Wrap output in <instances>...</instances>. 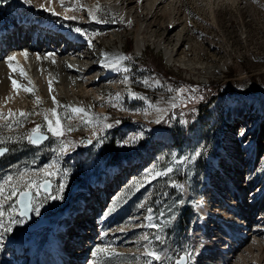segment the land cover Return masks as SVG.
<instances>
[{"label":"rangeland","instance_id":"1","mask_svg":"<svg viewBox=\"0 0 264 264\" xmlns=\"http://www.w3.org/2000/svg\"><path fill=\"white\" fill-rule=\"evenodd\" d=\"M30 2L0 0V17L25 10L27 17L36 16ZM184 8L188 23L182 50L190 45L195 51V56H189L191 62L185 64L179 61L180 54L172 63L167 62L164 51L157 49V43L166 38L168 17L153 20L143 31L149 39L141 52L136 51L139 25L128 27L109 11L91 23L77 16L64 23L60 15L50 18L92 41L97 39L92 57L104 48L123 49L120 81L115 88L104 85L99 100L81 95L87 112L82 119L74 115L71 102L63 97L65 131L60 138L48 130V101L38 100L36 91L25 100L26 115L8 119L2 115L0 148L9 153L0 158V184L8 176L13 180L4 184V195L0 196V211L4 213L0 217V260L12 255L6 249L12 241L38 243L31 227L40 218L53 225L78 207L70 224L74 229L84 225L83 230L85 224L79 218L84 213L83 204H90L87 198L96 192L99 198L92 199L93 214L87 220L91 227L86 229L99 230L94 251H108L81 259L88 264H144L148 259L143 255L146 246L165 257L163 264H174L186 251L191 254L187 258L190 263L201 248L193 230L203 218L198 207L205 201L212 212L218 208L229 213L236 238L246 222H257L255 206L264 202V0H185ZM26 32L30 37L43 36L44 44L45 32ZM166 45L173 49L169 42ZM34 128L49 136L45 144H31L28 137ZM92 132L97 135L93 137ZM135 156L141 160L130 166ZM222 164L232 181L214 180L211 187L216 190L206 189L207 179L215 178ZM48 172L52 175H46ZM95 178H99V186L93 183ZM26 181H49L51 193L36 187L26 189ZM241 183L250 208L246 215L237 203L236 187ZM60 184L64 185L62 191ZM14 185L18 186L17 195L5 199ZM27 190L33 194L30 219L20 215L18 204L19 192ZM83 191L87 201L76 206ZM101 208V215L95 217V209ZM212 212L206 219L208 225L215 232L222 230L220 237H231ZM258 226L264 228V220ZM262 231L255 233L263 237ZM83 233L79 234L87 239ZM61 246L53 253H59ZM262 255L264 264V249ZM204 263L214 264L197 262Z\"/></svg>","mask_w":264,"mask_h":264},{"label":"bare ground","instance_id":"2","mask_svg":"<svg viewBox=\"0 0 264 264\" xmlns=\"http://www.w3.org/2000/svg\"><path fill=\"white\" fill-rule=\"evenodd\" d=\"M30 3L37 12L36 16L27 17L24 14L27 13L25 10L20 14L16 13L14 16L3 13L2 18L0 17V112L7 119L14 116L21 117L20 113L28 112L24 103L29 93L36 91L38 100L44 101L46 98L48 101V119L53 124L57 118L61 121L63 135L56 136L50 132L55 138L63 137L65 131L61 99L63 97L69 99L71 110L72 108H82L85 113L86 109L80 96L99 100L103 95L101 90L104 85L109 84L114 88L117 86L116 83L120 81L118 78L123 66L121 53L124 50L117 47L113 50L104 48L96 54L97 56L92 57L91 50L97 44V39L92 41V38L88 36L79 35L69 27L65 28V25L59 21L58 23L51 22L50 18L60 15L64 23L70 16H77L83 21L91 23L100 18V13L109 11L117 15L128 27H133L136 23L139 25L136 51L141 52L149 39L143 34V31L152 26L153 20L159 17H168L164 28L166 38L157 43V49L164 51L165 58L170 63L175 61L179 54V61L184 64L186 61L191 62L189 56H195L193 46L189 45L182 50L184 33L188 23L184 10L185 0H31ZM28 8H31L30 5ZM178 28L180 30L176 35ZM27 29L45 32L44 44H41L43 36L32 35L33 37H30L31 34L26 32ZM67 29H70V32L63 35ZM35 38L36 43H32ZM167 42L173 46V49L166 45ZM85 47L86 49H83ZM180 50L182 51L179 53ZM9 57L14 59L9 61ZM13 81H15L16 87L13 86ZM77 87L80 88V93ZM25 89L30 90L25 91ZM53 98H55L56 103L53 102ZM53 109L58 113V116L52 114ZM74 115L82 119L83 113H74ZM91 135L94 137L97 133L92 132ZM140 160V156H135L131 158L132 164L129 165L133 166ZM98 179L95 178L93 182L97 186L100 184ZM102 181L105 183L107 177L103 176ZM244 189L242 183L236 187L239 197L237 203L241 205L242 213L246 215L250 208L249 202L243 196L246 192L243 191ZM96 193L89 195L87 199L90 204L88 202L83 204L84 211L87 206L91 208L92 202L97 201L99 197ZM86 194V191L78 194L76 206L86 200ZM255 207H258V210L255 211L257 213L255 224L257 225L253 224V221L246 222L240 236L236 238L231 229L233 220L228 212L218 208L212 212L206 201L201 204L198 210L203 218L193 230L194 239L200 243L201 248L197 250L196 256L189 264H197L198 261H209L214 264H262L264 228L258 226V223L264 220V202ZM77 208L75 207L69 213L60 216L51 226L44 225L34 229L37 244L35 242L27 244L22 241L8 240V242L12 241V245L6 249L12 255L1 257L0 264H16L18 260L22 259L26 261V264H77L78 261L81 262L79 264H88V261L84 262L83 258L91 256L96 248L99 230H87L86 228L91 226L89 224L83 230L81 229L84 225L80 229L78 227V229H74L75 226L70 224V220ZM211 212L219 220L220 228L231 237H220L222 230L215 232L208 225L206 219ZM89 222H93V220ZM256 230H263L261 235L263 237L256 235ZM65 231H68L67 235ZM82 232H85L83 236L88 235L87 239L82 238L79 234ZM251 237H253L252 241H250ZM71 238L75 239L72 240ZM61 243L59 253H53ZM84 243L85 246H83ZM244 246H246L245 249H243ZM72 250H75L73 254L71 253Z\"/></svg>","mask_w":264,"mask_h":264},{"label":"snow or ice","instance_id":"3","mask_svg":"<svg viewBox=\"0 0 264 264\" xmlns=\"http://www.w3.org/2000/svg\"><path fill=\"white\" fill-rule=\"evenodd\" d=\"M77 31H79V29H77ZM8 59H9V61H11L14 58L13 57H9ZM13 86L16 87L15 81H13ZM29 90L30 89H25V91H29ZM180 91H183V90H180ZM53 102L56 103L55 98H53ZM66 107H68V106H66ZM84 111L85 110L82 109V108H72V112H74V113H84ZM52 114L54 116H58V113H56L54 109L52 110ZM9 115H12V113H9ZM20 115L24 116L26 114L22 112V113H20ZM0 119H3L2 114H0ZM45 120L48 122V130L50 132H52L53 135H56V136L63 135V132L61 130V121H60L59 118L56 119L54 124H53V122L51 120L48 119L47 116H45ZM28 139L30 140V142H32L34 144L40 142L41 136H40L38 128H34L32 130V134L28 137ZM5 151H7V149H0V155H2ZM197 155H199V153H197ZM168 171H171V169H169ZM23 175L24 174H21V179H23ZM46 175L50 176V175H52V173L48 172V173H46ZM156 175L159 176V175H161V173L157 172ZM12 180H13V177L12 176H8L5 179L4 184L10 183ZM47 183H48V181H45L44 184H37L35 181H26L24 183V187L26 189H31L32 187L42 188V187H46ZM4 184H0V196L4 195V191H5ZM63 188H64V185L60 184L59 185V190L62 191ZM17 190H18V186H15V185L12 186L11 193L8 196H6L5 199H11L12 196L17 195ZM19 195L22 196V197H28V196H30V191H20ZM36 211L38 213L39 210L37 209ZM148 211L151 212L152 209L149 208ZM3 215H4V213L2 211H0V217H2ZM147 219L151 221L152 217L148 216ZM19 222L20 221H13V223H19ZM149 227L156 228V227H159V226L156 225V224H149ZM9 230H11V229H9ZM143 239L147 240L148 237L144 236ZM156 239L159 240L160 237L157 236ZM107 251H108L107 249H103V248L102 249H98L96 251H93L92 255L96 256L97 252H107ZM113 254H115V253H113ZM143 255L148 258V259L145 260L144 264H163V261L165 259V257L162 256L161 253L158 250H156L155 248H153L151 246H146L145 247ZM190 255L191 254L186 251L184 253V255L179 256L175 260L174 264H184V262L186 261V258H190Z\"/></svg>","mask_w":264,"mask_h":264},{"label":"water","instance_id":"4","mask_svg":"<svg viewBox=\"0 0 264 264\" xmlns=\"http://www.w3.org/2000/svg\"><path fill=\"white\" fill-rule=\"evenodd\" d=\"M41 136V139H40V142L39 143H32V145L34 146H39V145H42L44 144L48 139H49V136L48 135H44V134H40ZM0 149H7V148H0ZM8 149L7 151H5L2 155H0V158L1 157H4L7 153H8ZM45 182L41 183V184H44ZM51 187H52V183H50L48 181L46 187H42V191L45 192V193H48L50 194L51 193ZM31 200H32V193L30 192V196L28 197H22L19 195V201H18V204H19V208H20V215L21 216H24V217H27L28 219L31 218L32 216V204H31ZM43 225H50V221L47 220V219H44V218H40L37 222H35L33 225H32V230L34 229H37L39 228L40 226H43ZM184 264H187V258H186V261L184 262Z\"/></svg>","mask_w":264,"mask_h":264},{"label":"trees","instance_id":"5","mask_svg":"<svg viewBox=\"0 0 264 264\" xmlns=\"http://www.w3.org/2000/svg\"><path fill=\"white\" fill-rule=\"evenodd\" d=\"M211 90H214V89H211ZM214 94H215V93H214ZM214 94H213V95H214ZM186 228H187V226H186Z\"/></svg>","mask_w":264,"mask_h":264}]
</instances>
